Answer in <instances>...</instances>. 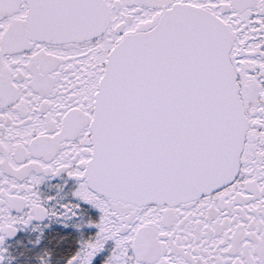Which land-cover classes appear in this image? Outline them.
<instances>
[{
  "label": "snow or ice",
  "instance_id": "6c2138e0",
  "mask_svg": "<svg viewBox=\"0 0 264 264\" xmlns=\"http://www.w3.org/2000/svg\"><path fill=\"white\" fill-rule=\"evenodd\" d=\"M0 264H264V0H0Z\"/></svg>",
  "mask_w": 264,
  "mask_h": 264
}]
</instances>
